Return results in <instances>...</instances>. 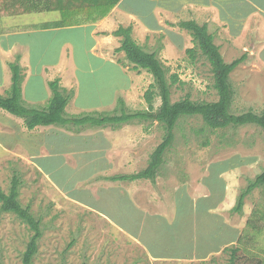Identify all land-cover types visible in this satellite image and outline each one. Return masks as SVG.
<instances>
[{
  "label": "rangeland",
  "instance_id": "374dc122",
  "mask_svg": "<svg viewBox=\"0 0 264 264\" xmlns=\"http://www.w3.org/2000/svg\"><path fill=\"white\" fill-rule=\"evenodd\" d=\"M220 4L230 25L212 23L214 42L226 63L245 56L230 76L235 92L231 111L260 113L264 0ZM184 16L170 17L172 24L157 31L138 32L137 41L157 53L168 78L179 76L173 102L185 97L215 102L209 62L200 51L194 59L188 53L195 43L181 26L190 17ZM119 42L109 46L110 61L85 58L77 63L78 74L70 76L61 68L48 71L47 80L60 78L65 94L72 95L66 117L148 109L144 95L154 78L136 70L124 52L116 53ZM8 75L0 74L4 96L13 83V73ZM45 81L34 78L28 89L24 83L23 93L31 94L24 96L26 107L49 105L52 91L48 97ZM160 104L155 99V106ZM165 134L158 122L137 119L120 127L40 126L30 131L22 119L0 109V189L8 193L16 177L20 202L42 220L34 264H229L225 250L232 247L239 248L238 264H264V186L246 197L242 212L234 210L241 192L264 171V130L252 124L212 130L200 116L185 117L155 180L110 181L146 169ZM31 235L29 226L3 212L0 204V264H22Z\"/></svg>",
  "mask_w": 264,
  "mask_h": 264
},
{
  "label": "trees",
  "instance_id": "16d2710c",
  "mask_svg": "<svg viewBox=\"0 0 264 264\" xmlns=\"http://www.w3.org/2000/svg\"><path fill=\"white\" fill-rule=\"evenodd\" d=\"M181 26L188 30L193 37L195 46L188 50L192 59L198 51L207 59L214 77V88L218 94L215 102H197L190 97L179 101H172V87L180 78L177 74L168 78L166 66L158 58L156 52H147L132 38L131 28H120L115 35L122 37L121 46L117 52H124L127 60L134 65L136 70H146L153 76V83L146 91L144 98L148 103V109L137 113L121 115H84L66 117V108L72 99L71 94H65L61 88L60 79L49 82L52 97L49 105L44 109L28 108L25 106L22 92V75L19 63L10 66L13 73L12 86L7 95L0 94V109L23 120L24 126L32 131L37 127L69 126L76 127H120L133 120H151L161 124L166 134L164 141L151 154L149 165L146 169L136 174H122L109 177L113 182H135L141 180H155L164 163V156L172 146L175 139V128L179 121L185 117L200 116L207 127L212 130L226 129L228 127H240L245 125H257L264 130V107L260 113L252 111L236 115L232 113V104L235 92L230 80L231 74L245 60V56L226 63L215 44L214 36L208 31L207 26L198 25L194 21L181 22ZM160 98V106H155V99ZM20 181L14 177L8 193L0 189L1 209L5 213L15 214L23 223L29 226L32 235L22 254V264H34L39 252L40 241L43 238L42 220L37 218L30 206L24 207L20 202ZM264 186V171L255 180L251 181L238 197L234 210L242 212L246 197L254 190ZM230 252L229 264H238V247L225 250ZM261 264V262H260Z\"/></svg>",
  "mask_w": 264,
  "mask_h": 264
},
{
  "label": "crops",
  "instance_id": "0c3cea01",
  "mask_svg": "<svg viewBox=\"0 0 264 264\" xmlns=\"http://www.w3.org/2000/svg\"><path fill=\"white\" fill-rule=\"evenodd\" d=\"M180 1L0 0V74L9 76L12 72L9 64L17 62L21 68L22 92L24 83L28 89L34 78H42L46 80L49 97L51 80L47 77L52 73L48 71L61 68L63 74L70 76L69 73L78 74L77 63L85 58L110 61V44H120L122 40L115 35L120 28H131L132 38L139 45L138 32L157 31L162 25L172 24L169 19L176 15L190 16L182 22L205 25L209 32L216 20L230 25L222 14L220 0ZM250 2L259 8L255 1ZM217 14L221 19H217ZM3 84L4 79L0 81L2 92L6 88ZM30 95L24 94V101V96Z\"/></svg>",
  "mask_w": 264,
  "mask_h": 264
}]
</instances>
